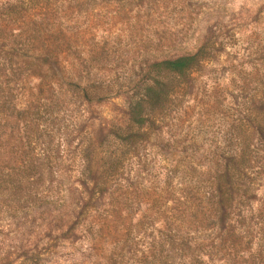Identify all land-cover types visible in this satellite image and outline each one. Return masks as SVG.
<instances>
[{
  "label": "rangeland",
  "instance_id": "rangeland-1",
  "mask_svg": "<svg viewBox=\"0 0 264 264\" xmlns=\"http://www.w3.org/2000/svg\"><path fill=\"white\" fill-rule=\"evenodd\" d=\"M33 28L99 99L69 91L54 122L59 157L30 192L0 189V264H136L171 239L195 246L214 162L261 122L264 0H0V33ZM199 47L165 109L119 145L150 62Z\"/></svg>",
  "mask_w": 264,
  "mask_h": 264
},
{
  "label": "trees",
  "instance_id": "trees-1",
  "mask_svg": "<svg viewBox=\"0 0 264 264\" xmlns=\"http://www.w3.org/2000/svg\"><path fill=\"white\" fill-rule=\"evenodd\" d=\"M54 33L57 40L64 37L61 30ZM0 36L3 42L12 40L11 47L0 48V189L30 192L34 175L49 169L59 157L53 143L54 122L68 92L77 91L85 100L99 98L74 77L72 67L57 61L58 52L46 48L47 33L33 28ZM35 42L39 45L32 46ZM204 53L199 47L150 62L147 80L128 102L129 128L114 132L119 145L133 142L141 134L139 128L165 109ZM33 78L37 82L30 84L28 79ZM213 167L201 197L204 237L195 246L171 239L136 264H172L170 249L185 257L187 264H264V111L261 122L237 131L233 148L220 154ZM259 187L263 192L256 196ZM91 189L104 190L95 179Z\"/></svg>",
  "mask_w": 264,
  "mask_h": 264
}]
</instances>
